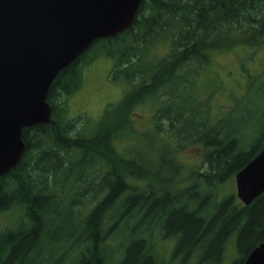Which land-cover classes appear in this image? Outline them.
<instances>
[{
  "label": "trees",
  "instance_id": "trees-1",
  "mask_svg": "<svg viewBox=\"0 0 264 264\" xmlns=\"http://www.w3.org/2000/svg\"><path fill=\"white\" fill-rule=\"evenodd\" d=\"M245 44L264 49V0H141L127 29L95 40L61 70L46 98L50 122L23 129L24 154L0 178V264L28 256L39 264H227L229 242L240 257L231 264H242L264 240V193L244 206L221 186L262 149L264 122L239 119L229 127L228 112L216 115L200 100L213 90L181 103L216 53ZM90 52L111 59L109 79L125 82V91L89 132L73 134L66 102L83 83V65L95 59ZM207 74L203 80L213 79ZM147 100L167 136L153 165L120 137L138 132L131 114ZM154 131L139 136L154 144ZM186 142L199 146L203 165L183 173L173 158ZM111 211L122 233L129 230L113 250L103 228ZM150 218L159 225L146 228ZM159 230L160 243L173 241L169 255L157 250ZM54 240L62 251L53 250Z\"/></svg>",
  "mask_w": 264,
  "mask_h": 264
},
{
  "label": "water",
  "instance_id": "water-1",
  "mask_svg": "<svg viewBox=\"0 0 264 264\" xmlns=\"http://www.w3.org/2000/svg\"><path fill=\"white\" fill-rule=\"evenodd\" d=\"M140 3L0 0V177L24 154L23 129L50 121L46 98L58 73L96 39L128 28ZM234 179L236 196L245 205L264 192V147ZM244 264H264V241Z\"/></svg>",
  "mask_w": 264,
  "mask_h": 264
},
{
  "label": "rangeland",
  "instance_id": "rangeland-1",
  "mask_svg": "<svg viewBox=\"0 0 264 264\" xmlns=\"http://www.w3.org/2000/svg\"><path fill=\"white\" fill-rule=\"evenodd\" d=\"M246 45L247 44L244 46L242 45V47L236 46L235 48L216 53L212 57V63L202 67L198 72V76L194 83L185 92V95L187 94L186 97L188 101L185 100L184 103L181 104L188 105L187 102L190 103V101L199 100L201 95L206 94L208 90H213L211 99L208 97V100L207 98L205 100V96H203L200 100L208 102V106H212V108L216 109L214 112L216 115H223L228 112L229 118L227 125L229 127H232V125L239 119H244L245 123L261 125L264 122V90L259 89L261 87L264 88V83L262 84L261 81V79H264V49H262V46L255 47V49H253V46ZM88 57H95V59H93V62L90 64L83 65V83L80 88L67 99L66 102L68 109L67 115L74 123L73 129H75V132L73 134H76V132L80 130H83L84 133L85 130L89 132L93 126H96L99 118L107 107L114 105L121 100L126 86L123 81L112 82L109 79V72L112 67L111 59L104 56L100 57L99 54H94L92 52L89 53ZM205 72H208L207 75L213 79L209 81L203 80V74ZM249 81H252L253 84H249ZM251 87L254 90L258 89V92L256 94H253V91L250 92L249 89ZM219 95H221L220 98ZM236 102L239 103L235 109L236 113L230 114L229 111L235 108ZM219 104L222 106L220 107ZM155 106L156 104L153 100H147L145 104L135 107L132 111L131 118H133V122H135V130L138 132L136 134L128 132L125 135L120 136L124 146L126 145L127 147L131 146L132 148H136L139 155H143V157L148 158L147 161L149 165H153L157 155L160 152H163L164 148L161 141H167V136L161 135L162 130H165L163 127L165 124L162 123L163 125H155L152 121V118L154 117V111L152 112V110ZM178 108L185 109L184 106H180ZM149 127L152 131L153 129L156 130L153 132L156 135L151 136L154 144L150 143L151 139L147 141L149 136L147 138L139 136L142 132L147 134ZM116 143L118 147L123 145L119 141ZM174 145L175 144L171 143L169 148H174ZM169 155H172V153H169ZM199 157V146L186 142V144H182L181 146L174 148L173 163L176 167H179L180 172L187 173L188 171L190 172V170H193L192 167L197 165L196 169H199L203 165L198 162L197 158ZM224 184L221 186L223 187L221 189L222 195L229 193L235 194L236 190L234 177L224 182ZM130 192V190H127L123 196L128 195ZM112 212L113 211L108 212L103 222V228L105 233H107L106 240H110L109 242L112 244L109 247L113 250L116 248V244H118V242H120L119 246L122 248L121 243L127 241L126 236L129 234V230H125V232L122 233L121 224H114L116 217L113 219L110 216L112 215ZM12 214L13 213L9 211V214L7 215L11 216ZM150 222L151 223L147 221L144 222L146 228L152 225H159L156 218H150ZM112 223L114 224L113 228ZM129 227L130 226H128V228ZM137 233H139V231H137ZM159 233L161 234L162 231L159 230V232L157 231L154 235L156 240L155 242L157 243V250L158 252L164 251L165 254L169 255L168 252H171L169 249L173 246V241L164 240L160 243ZM117 237L121 238V240L119 241L118 239L113 243V240ZM51 244L52 246L54 245L53 250H63L62 247L59 246L58 241L56 242V240H54V243ZM228 245L229 247H227L230 252L226 259L227 264H231L233 261L240 259V257L234 246H230V242ZM27 258L28 260L25 262L13 261L11 264H39L31 257L29 258L28 256ZM53 259L55 261V258ZM174 261H177V259L172 260V262ZM50 264H52V262H50ZM61 264H65V261Z\"/></svg>",
  "mask_w": 264,
  "mask_h": 264
},
{
  "label": "bare ground",
  "instance_id": "bare-ground-1",
  "mask_svg": "<svg viewBox=\"0 0 264 264\" xmlns=\"http://www.w3.org/2000/svg\"><path fill=\"white\" fill-rule=\"evenodd\" d=\"M244 165H245V164H244ZM237 224H238V223H237ZM255 247H256V246H255ZM255 247H254V248H255ZM254 248H253V249H254ZM253 249H252V250H253ZM252 250H251V251H252ZM251 251L249 252V254L251 253ZM249 254H248V255H249ZM248 255H247V257H248ZM247 257H246V259H247ZM246 259H245V261H246ZM245 261H244V263H245ZM244 263H243V264H244Z\"/></svg>",
  "mask_w": 264,
  "mask_h": 264
},
{
  "label": "flooded vegetation",
  "instance_id": "flooded-vegetation-1",
  "mask_svg": "<svg viewBox=\"0 0 264 264\" xmlns=\"http://www.w3.org/2000/svg\"><path fill=\"white\" fill-rule=\"evenodd\" d=\"M248 254H249V253H248ZM248 254H247V255H248ZM247 255L244 257V260H243L242 264L244 263V261H245V259H246Z\"/></svg>",
  "mask_w": 264,
  "mask_h": 264
}]
</instances>
